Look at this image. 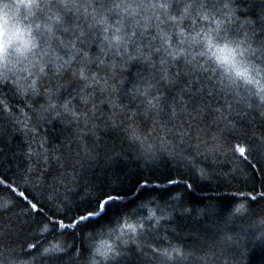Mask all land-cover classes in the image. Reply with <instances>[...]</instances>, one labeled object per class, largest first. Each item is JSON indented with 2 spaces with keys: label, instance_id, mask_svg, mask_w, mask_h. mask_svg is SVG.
<instances>
[{
  "label": "snow or ice",
  "instance_id": "snow-or-ice-1",
  "mask_svg": "<svg viewBox=\"0 0 264 264\" xmlns=\"http://www.w3.org/2000/svg\"><path fill=\"white\" fill-rule=\"evenodd\" d=\"M254 114L264 120V0L258 13L253 0H0V137L20 133L24 164L23 190L0 173L9 193L0 196V264H228L220 258L240 241L228 225L264 212L252 164L264 161V132L249 136L237 119ZM101 131L146 169L162 155L188 165L167 185L191 190L184 176L209 180L230 155L222 175L251 169L252 190L226 215L219 204L185 208L181 194L161 202L153 193L166 185L147 179L128 192L117 191V177L89 184L86 199L62 198L102 151L106 167L120 159ZM33 188L47 192L51 216ZM177 212L220 223H204L199 244L174 243ZM21 216L41 217L24 244ZM53 234L72 243L48 241Z\"/></svg>",
  "mask_w": 264,
  "mask_h": 264
},
{
  "label": "trees",
  "instance_id": "trees-1",
  "mask_svg": "<svg viewBox=\"0 0 264 264\" xmlns=\"http://www.w3.org/2000/svg\"><path fill=\"white\" fill-rule=\"evenodd\" d=\"M258 6L260 0H253ZM247 6L246 3H242L241 7ZM131 71H135L132 69ZM127 75V74H126ZM106 111V109H105ZM245 126L249 136L255 134L260 136L264 132V120H261L259 115H249L244 118H237ZM57 126L55 123L51 126H46L47 130L51 131V128ZM102 140L109 146L115 148L116 152L121 153L120 159L113 164L111 167H106V154L102 151L101 158L98 162L82 177L78 178L75 184H69L67 188H62L61 196L67 197L69 201H78L81 198L88 197V185L99 183L101 181L109 183L117 181V191L128 192L132 189L137 181L147 179L150 185L157 183L165 184L166 189L156 191L153 195H156L158 199L163 202L164 199H168L170 196L175 194H181L183 197V207L185 208H204L209 203L219 204L225 209V215L227 211H230L236 203H246L239 199V193L250 192L251 182L248 180V174L251 173V169H245L243 164L240 165L244 171L224 177L222 173L230 172L233 165L230 163L231 156H221L219 160L212 165L214 169L211 178L209 180H200L198 173L190 172L191 178L184 176V179L188 180V183L193 185L191 190L185 189L181 185H167L165 177L170 176L173 179H181L182 171L188 169L183 161H177L169 158L167 155H162L156 162L154 169H146L144 162L138 160L136 153L118 138L105 135L103 131L100 133ZM23 137L20 133L13 132L9 127L5 131L3 137H0V173H6L9 178V182H15L20 185L23 190V182L21 176L23 173V158L19 155L21 151ZM200 167H207L208 162L202 159L197 161ZM252 164L255 165L256 171V189L257 191H264V188L260 187L261 178L264 177V161L257 163L256 159H252ZM11 165V167L9 166ZM2 187V186H0ZM40 201L41 204L45 205L43 211L45 214L51 216L55 212L56 206L46 201L45 196L47 192L39 188L30 189ZM111 191V186H109ZM116 194V193H112ZM9 193L6 191H0V196H8ZM253 195H256L253 192ZM264 205V201L260 202ZM257 208L256 205L252 206ZM20 209L14 210L19 211ZM264 218V212H257L256 215H246L242 218L234 220L228 225L229 231L240 234L239 250L229 252L222 256L221 261L227 260L228 264H264V239L261 238V234L264 233V225L259 223V220ZM41 217L36 216L30 219L28 216H21L17 221V225L20 227L19 243L24 244L28 239L29 234L35 230V226L32 224V220H39ZM174 223L171 227L176 228V232L180 239L171 236L170 239L174 243H179L181 240L187 241L188 243L199 244L206 237L202 231L203 224L208 223L209 225L215 226L220 223L219 218H212L205 220L203 217L196 215H185L181 216L177 212L174 216ZM199 233V239L195 234ZM66 240L67 243H72V240L65 236L58 234L48 235V241L54 240ZM77 246H79V230H77ZM22 259H28L29 257L22 256ZM43 264H47L44 261Z\"/></svg>",
  "mask_w": 264,
  "mask_h": 264
}]
</instances>
